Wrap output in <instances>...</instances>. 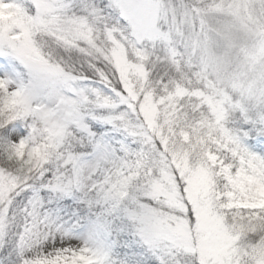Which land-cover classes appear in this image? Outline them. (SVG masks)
<instances>
[{
    "label": "snow or ice",
    "instance_id": "6c2138e0",
    "mask_svg": "<svg viewBox=\"0 0 264 264\" xmlns=\"http://www.w3.org/2000/svg\"><path fill=\"white\" fill-rule=\"evenodd\" d=\"M0 264H264V0H0Z\"/></svg>",
    "mask_w": 264,
    "mask_h": 264
}]
</instances>
